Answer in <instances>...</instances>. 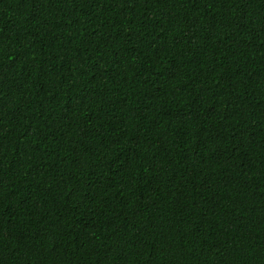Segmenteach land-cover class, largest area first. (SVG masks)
Here are the masks:
<instances>
[{"label":"trees","instance_id":"1","mask_svg":"<svg viewBox=\"0 0 264 264\" xmlns=\"http://www.w3.org/2000/svg\"><path fill=\"white\" fill-rule=\"evenodd\" d=\"M0 264H264V0H0Z\"/></svg>","mask_w":264,"mask_h":264},{"label":"bare ground","instance_id":"2","mask_svg":"<svg viewBox=\"0 0 264 264\" xmlns=\"http://www.w3.org/2000/svg\"><path fill=\"white\" fill-rule=\"evenodd\" d=\"M226 99H227V98H226ZM232 100H233V99H232ZM228 102H229V101H228ZM228 104H231V103H228ZM208 110H209V109H208ZM208 110H207V111H208ZM245 110H246V109H245ZM208 113H209V112H208ZM243 113H244V112H243ZM224 114H225V113H224ZM228 114H229V113H228ZM228 114H227V115H228ZM220 115H222V114H220ZM220 115H219V116H220ZM219 116H218V117H219ZM224 117H225V116H224ZM233 118H234V117H233ZM234 119H235V118H234ZM213 120H214V119H213ZM216 125H217V124H216ZM217 126H218V125H217ZM214 128H215V127H214ZM217 131H219V130H217Z\"/></svg>","mask_w":264,"mask_h":264}]
</instances>
